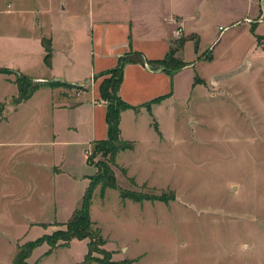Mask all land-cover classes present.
Returning <instances> with one entry per match:
<instances>
[{"label": "rangeland", "instance_id": "rangeland-1", "mask_svg": "<svg viewBox=\"0 0 264 264\" xmlns=\"http://www.w3.org/2000/svg\"><path fill=\"white\" fill-rule=\"evenodd\" d=\"M223 2L233 14L207 9L198 37L179 49L188 64L175 71L174 98L155 115L144 112L136 126L125 116L124 134L135 135L136 146L111 163L119 187L167 199L135 200L98 183L90 212L105 243L90 258L88 238L73 237L48 254L43 241L30 263L104 264L107 249L117 264H264V0ZM91 80L65 86L79 96ZM1 83L0 101L7 91L18 93L15 83ZM10 101L0 102V264H14L22 243L63 227L97 171L82 145L45 148L44 108L26 103L17 110L24 100ZM92 151L93 144L87 156ZM101 156L109 158L95 159ZM58 158L68 174L47 172ZM47 187L57 189L55 199Z\"/></svg>", "mask_w": 264, "mask_h": 264}, {"label": "crops", "instance_id": "crops-1", "mask_svg": "<svg viewBox=\"0 0 264 264\" xmlns=\"http://www.w3.org/2000/svg\"><path fill=\"white\" fill-rule=\"evenodd\" d=\"M64 2L67 4L63 7L49 3L47 7L25 8L22 0H5L0 7V67L19 70L43 82L30 97L14 106L18 110V106L30 103L36 110H46L50 134L43 144L52 151L67 147L75 150L82 145L87 152L94 141L108 136L107 106L101 102L100 93L103 78L94 77L95 74L116 66L119 58L131 49L142 51L149 59H160L174 48L178 56L184 42L200 34L207 9L212 8L215 14H233V10L225 8L223 0ZM45 38L52 42L50 64L45 61ZM180 40H183L181 44ZM14 78L15 74L0 71L1 84L6 88H12ZM48 80L76 84L91 81L89 89L77 96L64 84L52 85ZM119 94L132 104H143L165 95L161 101L151 104V110L141 105L138 110L127 108L121 112V138L134 142L131 148L134 149L137 137L124 134L125 116L136 126L144 112L151 114L152 111L155 115L158 107L170 102L175 96V71L170 73L148 63L128 62ZM14 95L16 93L7 91L4 101L0 102H11ZM151 124L153 126V120ZM45 166L49 174L67 173L62 158L51 160ZM44 190L50 199H55L56 188ZM74 208L69 209L68 217Z\"/></svg>", "mask_w": 264, "mask_h": 264}, {"label": "trees", "instance_id": "trees-1", "mask_svg": "<svg viewBox=\"0 0 264 264\" xmlns=\"http://www.w3.org/2000/svg\"><path fill=\"white\" fill-rule=\"evenodd\" d=\"M183 40H180L181 44ZM45 45V61L47 64L51 63L52 55V42L50 38L44 39ZM176 50H172L163 58L160 59H149L140 50H130L124 53L118 61V64L110 69L102 71L95 74V77L103 76L100 83V93L101 99H106L107 113L106 120L108 124V136L104 139H99L93 142L92 154L87 156V161L91 164L97 166V171L90 175V181L86 187L85 193L83 195V203L80 207H77L71 216L62 224L63 227L57 228L52 233H45L42 236L28 240L22 243L19 250L16 252L13 262L14 264H36L30 263L28 258L31 254L32 249L43 241H48L50 244L49 249L45 254L50 253L55 247L61 245H67L73 237L88 238L90 252L89 257L91 258V251L98 249L99 245L105 243V239L102 237L99 231L93 227L94 221L91 217L90 205L92 203V197L94 189L98 183H102L104 187L111 186L120 188L123 197H130L135 200H143L144 198H158L167 199L163 195L159 194H149L142 193L140 191L119 187L116 181V175L114 169L112 168V162L115 161V157L120 150L133 148L134 142L130 140H125L121 138V112L127 108H134L138 110L141 105H146L148 108L151 107L153 102L161 101L165 95H159L152 100L146 101L143 104H132L124 100L119 94L120 85L124 77V68L128 62H142L148 63L153 68H162L165 71L173 73L179 68L184 67L188 64L185 60L175 55ZM0 71L6 73H15L16 78L14 79L18 93L12 97V102L17 103L30 97L42 84L43 82L35 79L34 77L21 72L19 70L0 67ZM48 84H64V85H74L75 83H69L66 81H47ZM154 125L157 128V123L154 121ZM100 153L103 156L109 155V158L104 159L97 158L95 155ZM105 248H102V251ZM87 256V257H88ZM88 257V258H89ZM101 259V258H100ZM101 261L104 264H117L110 253L105 249L104 256Z\"/></svg>", "mask_w": 264, "mask_h": 264}, {"label": "built area", "instance_id": "built-area-1", "mask_svg": "<svg viewBox=\"0 0 264 264\" xmlns=\"http://www.w3.org/2000/svg\"><path fill=\"white\" fill-rule=\"evenodd\" d=\"M177 32L179 33L180 32V29H178ZM101 102L106 103L107 100L106 99H102Z\"/></svg>", "mask_w": 264, "mask_h": 264}]
</instances>
